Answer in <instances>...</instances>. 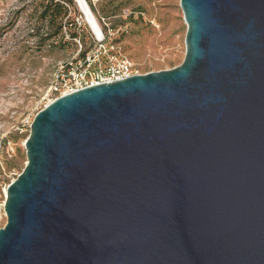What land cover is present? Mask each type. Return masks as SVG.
Masks as SVG:
<instances>
[{"label": "water", "instance_id": "obj_1", "mask_svg": "<svg viewBox=\"0 0 264 264\" xmlns=\"http://www.w3.org/2000/svg\"><path fill=\"white\" fill-rule=\"evenodd\" d=\"M180 8L179 66L35 116L0 264H264V0Z\"/></svg>", "mask_w": 264, "mask_h": 264}, {"label": "rangeland", "instance_id": "obj_2", "mask_svg": "<svg viewBox=\"0 0 264 264\" xmlns=\"http://www.w3.org/2000/svg\"><path fill=\"white\" fill-rule=\"evenodd\" d=\"M51 1L0 0V228L7 223L8 183L27 163L29 123L48 105L47 90L56 70L78 57L77 43L65 34L49 39L51 24L41 13ZM86 1L100 26L107 29L105 21L113 28L108 43L116 40L121 54L141 75L182 63L187 26L180 0ZM71 19L76 23L71 29L89 44L90 25L76 0Z\"/></svg>", "mask_w": 264, "mask_h": 264}, {"label": "built area", "instance_id": "obj_3", "mask_svg": "<svg viewBox=\"0 0 264 264\" xmlns=\"http://www.w3.org/2000/svg\"><path fill=\"white\" fill-rule=\"evenodd\" d=\"M64 5L69 15L66 18L67 21L71 17L72 7L68 4ZM79 26L82 27L83 25L80 24ZM104 26L107 29L101 27V36L96 34L89 26L92 40L89 44L86 43L88 51L83 58H80L79 54L83 51L84 44L80 38L74 39L79 47L78 57L72 61L62 63L54 73L47 90L48 105L60 97L89 87L114 83L141 75L137 66L121 54L120 48L115 43H108V40L115 33L105 21ZM68 27H72V24L68 25ZM64 30L66 37L69 39L67 28ZM31 123H29V127Z\"/></svg>", "mask_w": 264, "mask_h": 264}, {"label": "trees", "instance_id": "obj_4", "mask_svg": "<svg viewBox=\"0 0 264 264\" xmlns=\"http://www.w3.org/2000/svg\"><path fill=\"white\" fill-rule=\"evenodd\" d=\"M64 4H68L70 7H72L73 0H53L45 5L41 13V18L46 21L49 20V24H51L52 33L51 35H49V39L57 37L61 34L64 35L65 28H67L68 30L67 33L69 35V38L73 40L79 38L78 33L75 30L73 31V29H71L75 26V22L71 19V17H69L66 21V18L68 17V10ZM70 24H72V27H68V25ZM80 39L82 41V38ZM82 42L84 44V49L79 54L80 58H83L88 51L87 44L84 41ZM113 43H116V40H114ZM23 169H21V172L23 171ZM9 184L10 182L8 183V185Z\"/></svg>", "mask_w": 264, "mask_h": 264}, {"label": "bare ground", "instance_id": "obj_5", "mask_svg": "<svg viewBox=\"0 0 264 264\" xmlns=\"http://www.w3.org/2000/svg\"><path fill=\"white\" fill-rule=\"evenodd\" d=\"M84 1L83 0H76L80 10L82 11L84 16L86 17L87 23L90 25V27L94 30V32L96 34L101 36V32H102L101 26H100L99 22L97 21L94 13L92 12L89 4L87 3V1L86 0H84Z\"/></svg>", "mask_w": 264, "mask_h": 264}]
</instances>
